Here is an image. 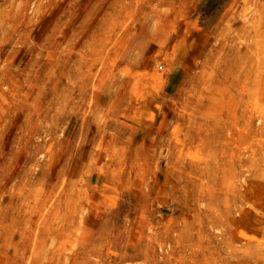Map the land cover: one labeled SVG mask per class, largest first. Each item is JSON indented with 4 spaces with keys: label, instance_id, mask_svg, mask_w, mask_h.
I'll return each mask as SVG.
<instances>
[{
    "label": "rangeland",
    "instance_id": "rangeland-1",
    "mask_svg": "<svg viewBox=\"0 0 264 264\" xmlns=\"http://www.w3.org/2000/svg\"><path fill=\"white\" fill-rule=\"evenodd\" d=\"M93 1L67 47L98 51L96 98L74 122L72 88L67 112L53 120L52 109L42 121L50 130L35 133L26 148L16 139L13 155L8 135H18V121L37 104L27 91L39 65L32 30L10 42L0 35V79L17 76L22 85L12 92L0 83V264H74V254L76 264H264V201H244L247 186L264 185V0ZM137 27L152 37L165 32L166 44L151 61L133 64L126 48ZM180 36L189 62L173 93ZM231 64L246 72L243 94L260 80L256 124L239 126L247 135L205 109L227 90L231 79L220 73ZM89 124L101 129L92 134ZM63 191L92 211L73 232L61 230L53 206ZM50 192L36 222L51 217L38 229L30 220ZM243 207L253 215L243 217ZM93 220L103 231L89 240Z\"/></svg>",
    "mask_w": 264,
    "mask_h": 264
},
{
    "label": "bare ground",
    "instance_id": "bare-ground-1",
    "mask_svg": "<svg viewBox=\"0 0 264 264\" xmlns=\"http://www.w3.org/2000/svg\"><path fill=\"white\" fill-rule=\"evenodd\" d=\"M93 2V0H0V35L7 34L6 41L10 42L11 40L30 38L29 33L32 30L34 34L31 52L36 56L35 59L39 65L35 82L27 92L33 99L32 101H39L40 98L41 100L37 101L32 112L27 110L22 115V119L18 121V135H15L14 129L9 132L6 145L10 155L15 153L14 143L16 139H23V146L26 148L35 133L50 130V127H45L42 124V121L49 119L52 109H54V113L51 115L53 120L58 119L62 113L67 112L65 111V105L68 103L67 99H73V97H70V94L74 93L72 88L77 91L78 95L77 101L73 100L76 103L69 110L70 118L74 122L83 115L82 105L88 106L96 98L95 89L101 75L97 74L96 76L95 70L92 68L93 64L99 59L98 51L85 53L79 43H73V45L67 47V43L73 42L72 40L77 34L74 27L79 21L83 20L81 19L82 11ZM127 8L128 5L123 6L124 10ZM134 30V32L144 33L147 36L146 30L143 28L137 27ZM145 47V40L139 38L133 48V60L138 58ZM86 58L88 61L85 70L80 73V65ZM75 77H78L76 81L74 80ZM0 83L8 84L12 92L22 89L21 79L17 76L2 74ZM2 111L5 112L4 109ZM38 121L39 124H37ZM100 129V126L90 124L87 127V131L92 134L97 133ZM26 131L28 132L26 133ZM84 155L83 153L77 154V160H80ZM62 182L67 183L69 191L75 189L71 178H64ZM56 183L57 181H54L52 186ZM69 191L68 193L66 191L59 193L55 197L53 206L61 214V230L73 232L82 227L85 219L84 213L92 211L87 209L85 201H68L66 199L67 195L72 194ZM50 195H52V192L42 199V202L35 208L34 216L30 220L31 225L38 227V229L45 227L51 217L50 213L43 217L40 222H36L40 208ZM100 226L99 220L91 222L88 230L92 232V236H89V240L92 237H99V233L103 231ZM72 258L74 264H76L77 255L74 254ZM143 261L147 260L143 259Z\"/></svg>",
    "mask_w": 264,
    "mask_h": 264
},
{
    "label": "crops",
    "instance_id": "crops-1",
    "mask_svg": "<svg viewBox=\"0 0 264 264\" xmlns=\"http://www.w3.org/2000/svg\"><path fill=\"white\" fill-rule=\"evenodd\" d=\"M181 26V25H180ZM147 33V36L142 33H139V36H134V38L130 41L129 45L126 48V57L127 60L133 64H138L142 62L151 61L152 54L157 50L161 49L165 46L166 42L164 40L165 35L162 32L161 36L152 37L151 34ZM141 38L142 40H145L146 47L143 49V51L138 55V58L136 60H133V48L137 42V40ZM144 38V39H143ZM148 38V39H146ZM154 39V40H153ZM147 40V41H146ZM161 40L163 41L160 42ZM178 53L181 55L178 57V66H176L175 71L173 72L171 76V80L169 81V90L170 91H176L178 85L180 84L181 80L184 76V71L182 65L184 63L189 62L183 54V37L180 36L178 38ZM181 47V48H180ZM228 66V65H227ZM226 66V67H227ZM230 66V65H229ZM224 67L221 70H225L226 73L221 74V76H225L227 80H230L229 86H227V90L218 91L217 95L214 99H211L210 101L205 102V106L207 108L206 112L209 115H212L214 117H218L219 119L226 121L231 126H238L236 127V131L241 130L243 135H247L250 130L245 128H239V126H246V124L249 127H253L256 123H252V116L254 113H259V109H261V104L259 102L261 87L258 85L259 79L254 81L251 87L250 92L247 94H243V85L246 81V72L243 71L242 68L231 64V67ZM241 72V73H240ZM231 87L234 89L229 90ZM211 90V89H210ZM174 93V92H173ZM211 91L209 92V94ZM254 95H255V101H254ZM209 97V96H208ZM257 97V99H256ZM211 98V97H210ZM208 100V99H207ZM246 121V123H244ZM256 122V118H255ZM247 126V127H248ZM256 137V134H255ZM256 141V139H255ZM255 191V194L253 192ZM264 191V185L256 182L252 184L251 186H247L245 188V195H247L244 199V201H255V206H260L261 201V193ZM252 193V194H251ZM248 209H244V207L240 210V213L244 217L245 215H253L250 213L251 208L247 207ZM256 212V211H255ZM258 212V211H257ZM242 217V218H243ZM245 219H242L244 222Z\"/></svg>",
    "mask_w": 264,
    "mask_h": 264
},
{
    "label": "built area",
    "instance_id": "built-area-1",
    "mask_svg": "<svg viewBox=\"0 0 264 264\" xmlns=\"http://www.w3.org/2000/svg\"><path fill=\"white\" fill-rule=\"evenodd\" d=\"M159 67H162V65H159Z\"/></svg>",
    "mask_w": 264,
    "mask_h": 264
}]
</instances>
